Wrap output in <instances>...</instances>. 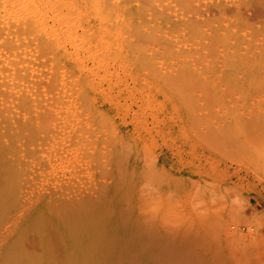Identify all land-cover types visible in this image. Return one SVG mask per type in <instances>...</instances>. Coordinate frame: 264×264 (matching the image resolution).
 Returning a JSON list of instances; mask_svg holds the SVG:
<instances>
[{"label":"bare ground","instance_id":"1","mask_svg":"<svg viewBox=\"0 0 264 264\" xmlns=\"http://www.w3.org/2000/svg\"><path fill=\"white\" fill-rule=\"evenodd\" d=\"M221 120L264 121V0H0V264H247L143 173Z\"/></svg>","mask_w":264,"mask_h":264},{"label":"rangeland","instance_id":"2","mask_svg":"<svg viewBox=\"0 0 264 264\" xmlns=\"http://www.w3.org/2000/svg\"><path fill=\"white\" fill-rule=\"evenodd\" d=\"M175 124L160 132L157 167H143L155 209L170 200L176 219L202 214L219 243L239 235L246 263L264 264V121Z\"/></svg>","mask_w":264,"mask_h":264}]
</instances>
